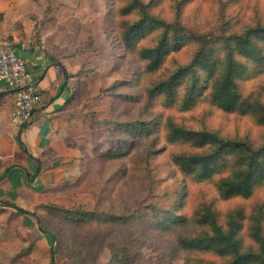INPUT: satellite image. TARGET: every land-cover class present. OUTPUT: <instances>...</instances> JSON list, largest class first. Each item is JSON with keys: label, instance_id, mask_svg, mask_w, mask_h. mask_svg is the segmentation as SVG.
I'll return each instance as SVG.
<instances>
[{"label": "rangeland", "instance_id": "374dc122", "mask_svg": "<svg viewBox=\"0 0 264 264\" xmlns=\"http://www.w3.org/2000/svg\"><path fill=\"white\" fill-rule=\"evenodd\" d=\"M97 1L93 2L98 3ZM100 1L106 9L105 19L107 16L106 26L105 20L103 25L109 42V52L104 54L107 64L103 62L102 69H99L101 64H94L92 68H88L89 64L82 65L76 75L85 78L77 82L78 90H85L78 97L77 104L87 107L88 113H93L96 132L94 148L92 153L71 161L77 163L78 172L70 176L63 190L68 201L64 204L53 203L68 210L98 212V222L70 223L56 212L48 213L43 206L40 214L43 223L53 232L55 248H58L60 257L66 259L68 264H75L73 258L81 264H112V254L105 245L123 242L131 255L130 264H194L197 259L223 264L224 260L213 254L180 250L176 238L197 231L198 227L193 221L194 214L204 203H211L219 213L220 220H223L221 216L224 213L236 207L243 208L249 214L256 204L264 206V184L256 187L249 200H221L216 190L218 177L209 182L197 183L182 175L171 163V153L180 148L166 142L164 127L151 138L137 140L130 155L119 161L97 159L88 162L87 159H95L117 145L116 135L121 133L118 132L115 121L146 120L160 114L161 118L170 116L176 122L195 130L215 131L223 138L245 140L254 145L264 142V127L258 125L252 116L221 111L210 103L208 97L199 100L187 113L176 109L164 110L158 105L148 110L142 102L146 85L168 75L178 66L188 64L202 42H188L181 52L167 58L159 73L149 75L139 69L136 54H126L119 44L120 30L116 10L122 5V0ZM83 3L80 0H62L60 3L57 0H36L34 10L28 17L43 24L48 12L58 9V13H72L80 21ZM110 4L111 11L108 10ZM154 12L168 20L179 18L189 31L206 35L211 44H214V56L219 60L224 55L221 43L223 37L241 33L245 27L256 23L264 24V0H161ZM26 39L30 40V44L33 43L32 38H24L23 42ZM79 43L84 53L91 51L88 48L91 42L88 45V40H78ZM93 53V57L97 56L96 50ZM238 86L245 97L250 96L264 105V74L253 72L240 80ZM118 94L133 95L135 100L121 102L116 98ZM98 132L104 137L97 135ZM4 146L8 147V144ZM10 162L0 154V180L3 171L12 164ZM182 196L183 199L180 198ZM173 200L179 201L178 203L181 201L178 213L187 219V224L168 231L156 230L151 221H142L140 218L131 224L108 226L106 215L101 214L138 212L146 215L150 211V205L166 207ZM242 238L249 245L246 230L243 231Z\"/></svg>", "mask_w": 264, "mask_h": 264}, {"label": "trees", "instance_id": "16d2710c", "mask_svg": "<svg viewBox=\"0 0 264 264\" xmlns=\"http://www.w3.org/2000/svg\"><path fill=\"white\" fill-rule=\"evenodd\" d=\"M122 2L116 10L119 44L126 54H136L139 69L145 73H159L167 58L181 52L188 42H202L188 64L178 66L168 75L146 85L142 102L148 110L158 105L164 110L176 109L187 113L199 100L208 97L210 103L221 111L252 116L258 125L264 127V105L250 96L245 97L238 86L240 80L253 72L264 74V24L256 23L245 27L241 33L223 37L221 43L224 55L219 60L214 56V44L206 35L189 31L179 18L168 20L154 12L161 0ZM108 10H112L111 4ZM106 22L107 16L105 26ZM116 98L121 102L135 100L133 95L128 94H118ZM115 125L121 133L116 135L117 145L95 159H87L88 162L97 159L119 161L128 157L137 140L151 138L164 127L166 142L180 148L171 153V163L182 175L197 183L209 182L218 177L216 190L221 200H249L256 187L264 184V142L254 145L245 140L226 139L215 131L195 130L170 116L161 118L160 114L146 120L115 121ZM18 144L21 151L26 152L20 140ZM12 167H7L5 173ZM180 198L183 199V196ZM178 202L173 200L166 207L150 205L146 215L138 212L101 214L106 215L108 226L131 224L140 218L142 221H151L156 230L168 231L187 224V219L178 213L181 201ZM44 208L48 213L56 212L64 220L78 224L98 222L100 214L68 210L53 203L46 204ZM35 217L41 229L54 239L53 232L44 225L43 218L40 215ZM221 217L223 220H220L219 213L211 203L200 205L193 219L197 231L190 235H179L176 238L177 247L183 251L213 254L224 260L223 264H264V206L256 204L249 214L243 208L236 207ZM244 230L248 233L249 245L242 238ZM105 246L112 254L110 263L130 264L131 255L127 252L126 243ZM55 254L61 256L58 248H55ZM73 259L75 264H81L76 258ZM194 264L214 263L197 259Z\"/></svg>", "mask_w": 264, "mask_h": 264}, {"label": "crops", "instance_id": "0c3cea01", "mask_svg": "<svg viewBox=\"0 0 264 264\" xmlns=\"http://www.w3.org/2000/svg\"><path fill=\"white\" fill-rule=\"evenodd\" d=\"M80 1H84L80 21L72 13L53 9L38 24L28 17L36 0H0V39L10 37L18 42V53L41 88L32 123L19 131L11 122L12 96L0 82V154L13 165L7 173L3 171L0 180V264H68L55 254L53 237L41 229L35 215L48 203L68 201L63 190L78 172L77 163L71 161L94 148L93 113L77 104L85 91L78 90L77 82L85 78L76 75L82 65L101 64L102 69V63L107 64L106 9L100 0ZM24 38H32L33 43L23 42ZM78 40L91 42V51L84 53Z\"/></svg>", "mask_w": 264, "mask_h": 264}, {"label": "built area", "instance_id": "2783aa9c", "mask_svg": "<svg viewBox=\"0 0 264 264\" xmlns=\"http://www.w3.org/2000/svg\"><path fill=\"white\" fill-rule=\"evenodd\" d=\"M0 82L13 99L12 124L24 129L33 121L41 99V88L27 69L25 58L18 53V42L10 37L0 39Z\"/></svg>", "mask_w": 264, "mask_h": 264}]
</instances>
